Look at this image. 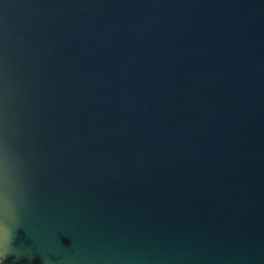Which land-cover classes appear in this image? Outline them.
Here are the masks:
<instances>
[{"label":"water","instance_id":"1","mask_svg":"<svg viewBox=\"0 0 264 264\" xmlns=\"http://www.w3.org/2000/svg\"><path fill=\"white\" fill-rule=\"evenodd\" d=\"M0 140L3 264H264V0H0Z\"/></svg>","mask_w":264,"mask_h":264},{"label":"clouds","instance_id":"2","mask_svg":"<svg viewBox=\"0 0 264 264\" xmlns=\"http://www.w3.org/2000/svg\"><path fill=\"white\" fill-rule=\"evenodd\" d=\"M8 166V159L3 140H0V264H3L4 258L9 254V244L12 238V227L9 223L12 219L8 211V203L5 195V181H6V170ZM17 256L29 255V252L22 250H15ZM44 264H51V262L45 257ZM61 264H64L62 260Z\"/></svg>","mask_w":264,"mask_h":264}]
</instances>
